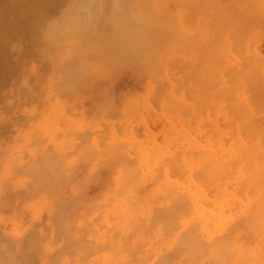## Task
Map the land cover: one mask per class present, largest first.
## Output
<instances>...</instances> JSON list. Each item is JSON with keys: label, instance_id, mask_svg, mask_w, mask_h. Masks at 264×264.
I'll return each mask as SVG.
<instances>
[{"label": "rangeland", "instance_id": "374dc122", "mask_svg": "<svg viewBox=\"0 0 264 264\" xmlns=\"http://www.w3.org/2000/svg\"><path fill=\"white\" fill-rule=\"evenodd\" d=\"M36 1L0 0V264H264V0H114L102 30L65 0L31 34Z\"/></svg>", "mask_w": 264, "mask_h": 264}, {"label": "bare ground", "instance_id": "6f19581e", "mask_svg": "<svg viewBox=\"0 0 264 264\" xmlns=\"http://www.w3.org/2000/svg\"><path fill=\"white\" fill-rule=\"evenodd\" d=\"M28 1H29V0H28ZM42 1H43V0H42ZM47 1H49V2L47 3ZM67 1H68V0H67ZM90 1H91V0H90ZM116 1H118V0H116ZM131 1H132V0H131ZM30 2H32V1H30ZM33 2H34V1H33ZM36 2H37V1H36ZM36 2H35V3H36ZM39 2H40V0H39ZM39 2H37V3H39ZM64 2H65V0H45V1L41 2L42 5H43L42 11H39V9L37 10V7L34 6V8H36V10L39 11V12L37 13L38 16H37V15L34 16V15L32 14L31 18H30V16H29V18H26L23 22L21 21V22H22L21 24H22V25H26V26H27L26 29H27L31 34H35V33H36V30H37V28H38V25H36V22L39 21L40 18H41V19L43 18L44 20L47 21V20H48V19H47V15L50 14V13H48V12L55 11V10H56L57 8H59L60 5H62ZM82 2H83V1H82ZM92 2H93V1H92ZM120 2H121V1H120ZM124 2H126V1H124ZM132 2H133V1H132ZM24 3H25V2H24ZM41 3H40V5H41ZM46 3H47V4H46ZM74 3H76V2H74ZM98 3H99V5L102 6V7H100L101 9H99V13H98L97 15L95 14L97 17L94 16V18L96 17L94 23L96 24V26H97L100 30H102L101 28L105 25V23L108 22L109 20H110V23H111V19H113V16H114V18L117 17V16L120 14L121 10L118 11L117 9H120V8H118L117 6H116L117 9H116V7H113L114 5H112V4L114 3V0H98ZM14 4H16V2H12L11 5H14ZM80 4H81V3L79 2V7L81 6ZM94 4H95V3H94ZM120 4H121V3H120ZM26 5H27V4H26ZM26 5H25V6H26ZM36 5H37V4H36ZM83 5H84V4H83ZM110 5H112L113 8H111V7L109 8ZM134 5H135V4H134ZM72 6H74V5H72ZM86 6H87V5H86ZM145 6H146V5H145ZM19 7H20V6H19ZM92 7H94L93 4H92ZM97 7H98V6H97V4H96V8H97ZM136 7H137V6H136ZM21 8H22V7H21ZM27 8H28V7H27ZM34 8H33V9H34ZM72 8H73V7H72ZM76 8H77V7H76ZM106 8H109V9H106ZM146 8H148V7H146ZM33 9H32V10H33ZM67 9H68V8H67ZM70 9H71V7H70ZM91 9H93V8H91ZM121 9H122V8H121ZM216 9H217V8H216ZM65 10H66V9H65ZM116 10H117L118 12H116ZM146 10H147V9H146ZM259 10H260V9H259ZM69 11H70V10H68V12H69ZM123 11H124V10H123ZM147 11H148V10H147ZM162 11H163V10H162ZM257 11H258V10H257ZM34 12H35V11H34ZM91 12H92V11H91ZM95 12H96V11H95ZM97 12H98V11H97ZM242 12H243V11H242ZM245 12H246V11H245ZM29 13H31V12H29ZM35 13H36V12H35ZM70 13H71V12H70ZM93 13H94V12H93ZM16 14H17V13H16ZM46 14H47V15H46ZM115 14H116V15L118 14V15L116 16ZM33 16H34V17H33ZM67 16H68V15H67ZM119 16H120V15H119ZM138 16H139V15H138ZM49 17H51V14H50ZM91 17H92V14H91ZM38 18H39V20H38ZM81 18H82V17H81ZM92 18H93V17H92ZM43 19H42V20H43ZM58 19H59V18H58ZM88 19H89V18H88ZM119 19H120V18H119ZM15 20H16V19H15ZM76 20H77V19H76ZM90 20H91V19H90ZM113 20H114V19H113ZM155 21H156V20H155ZM230 21H231V20H230ZM39 22H40V21H39ZM42 22H43V21H42ZM82 22H83V21H82ZM88 22H89V21H88ZM44 23L46 24V22H44ZM44 23H43V24H44ZM48 23H49V22H48ZM91 23H92V22H91ZM148 23H149V22H148ZM72 24H73V23H72ZM76 24H77V23H76ZM85 24H86V22H85ZM85 24H84V25H85ZM111 24H112V23H111ZM41 25H42V24H41ZM51 25H52V24H51ZM49 26H50V25H49ZM49 26H48V25L46 26L47 29L49 28ZM73 26H74V25H73ZM82 26H83V25H82ZM112 26H113V24H112ZM43 27H45V25H43ZM104 27H105V26H104ZM104 27H103V29H104ZM120 27H121V26H120ZM173 27H174V26H173ZM94 28H96V27H94ZM143 28H144V27H143ZM175 28H176V27H175ZM82 29H83V28H82ZM82 29H81V30H82ZM127 29H128V28H127ZM170 29H172V27H171ZM173 29H174V28H173ZM109 30H110V29H109ZM150 30H151V29H150ZM44 31H45V30L42 31L43 34H44ZM107 31H108V30H107ZM111 31H112V30H111ZM111 31H110V32H111ZM153 31H154V30H153ZM172 31L174 32V30H172ZM177 31L179 32V30H177ZM46 32H47V31H46ZM93 32H94V31H93ZM100 32H101V31H100ZM100 32H99V33H100ZM114 32H115V31H114ZM42 33H41V34H42ZM91 33H92V32H91ZM97 33H98V31H97ZM104 33H106V32L104 31ZM104 33H103V34H104ZM108 33H109V32H107V35H108ZM175 33H176V31H175ZM93 34H94V33H93ZM103 34H102L101 37H102V39L105 40V38H103V36H104ZM115 34H116V33H115ZM181 34H183V32L180 33V35H181ZM98 35H101V34H98ZM98 35L95 34V36H97V37H98ZM110 35H111V34H110ZM110 35H109V37H110ZM178 35H179V34H178ZM44 36H45V35H44ZM175 36H176V35H175ZM42 37H43V35H42ZM101 37H100V38H101ZM104 37H107V36H104ZM184 37H185V36H184ZM100 38H99V39H100ZM107 38H108V37H107ZM107 38H106V40L109 39V38H108V39H107ZM110 38H111V37H110ZM128 38H129V37H128ZM183 39H184V38H183ZM106 40H105V41H106ZM105 41H104V43H105ZM111 41H112V40H111ZM119 41H120V39H119ZM119 41H118V43H119ZM113 42H114V41H112V43H113ZM116 42H117V41H116ZM130 42H131V41H130ZM172 42H173V41H172ZM174 42H175V41H174ZM109 43H110V42H109ZM112 43H111V45H112ZM113 44H114V43H113ZM178 44H179V43H178ZM182 44H183V43H182ZM114 45H115V44H114ZM175 46H176V45H174V47H175ZM122 64H124V63H122ZM247 117H248V116H247ZM244 119H245V118H244ZM246 121H248V120H245V124H246ZM176 123H177V121H176ZM245 126H247V125H245ZM250 132H251V131H250ZM178 152H179V151H178ZM182 155H183V154H182ZM183 158H184V156H183ZM176 160H177V159H176ZM184 161H185V160H184ZM197 161H198V160H197ZM169 162H170V161H169ZM177 162H178V161H177ZM189 162H191V161L189 160ZM167 163H168V161H167ZM171 163H173V161H172ZM202 163H203V162H202ZM164 164H166V163H164ZM196 165H197V164H196ZM207 165H208V164H207ZM197 166L199 167V165H197ZM251 166H252V165H251ZM251 166H250V167H251ZM174 167H175V166H174ZM253 167H254V166H253ZM176 168H177V167H175V169H173V170H176ZM178 168H179V167H178ZM182 168H183V167H182ZM251 168H252V167H251ZM249 169H250V168H249ZM164 170H165V169H164ZM170 170H171V169H170ZM200 170H201V169H200ZM179 171H181V169H180ZM179 171H177V172H175V173H176L177 175H178L179 173L182 174V175H184L183 172L181 173V172H179ZM197 171H198V170H197ZM247 171H248V170H247ZM170 172H172V171H170ZM188 172H189V171H188ZM199 172H200V171H199ZM205 172H206V171H205ZM209 172H210V170H209ZM250 172H252V171H250ZM175 173H174V174H175ZM207 173H208V172H207ZM168 174H169V173H168ZM180 174H179V175H180ZM204 174H206V173H204ZM174 176H175V175H174ZM184 176H185V175H184ZM184 176H183V178H185ZM194 176H197V175L194 174ZM201 176H202V175H201ZM203 176H204V175H203ZM248 176H250V174H248ZM166 177H167V176H166ZM171 177H173V175H171ZM179 177H181V176H179ZM188 177H189V176H188ZM192 177H193V176H192ZM208 177H209V176H208ZM161 178H162V177H161ZM169 178H170V177H169ZM169 178L167 177V179H169ZM204 178H205V177H204ZM248 178H249V177H248ZM189 179H190V181H192L191 178H189ZM172 180H176V179H174V177H173ZM177 180H178V178H177ZM177 180H176V181H177ZM180 181H181V179H180ZM168 183H169V182H168ZM177 183L180 184L181 182L177 181ZM156 184H157V183H156ZM165 184H166V182H165ZM183 184H184V183H183ZM193 184H194V183H193ZM260 184H261V183H260ZM180 185H182V183H181ZM194 185L196 186V184H194ZM249 185H250V184H249ZM165 186H166V185H165ZM167 186H168V185H167ZM167 186H166V187H167ZM202 186H203V185H202ZM250 186L253 187V185H250ZM163 187H164V186H163ZM171 187H174V186L172 185ZM171 187H170V188H171ZM175 187H176V185H175ZM186 187H187V186H186ZM248 187H249V186H248ZM170 188H169V189H170ZM195 188H196V187H195ZM197 188H199V187L197 186ZM203 188H204V187H203ZM249 188H250V187H249ZM260 188H261V186H260ZM169 189H168V193H167V194H169L168 196H171L170 193H169V191H170L171 194L174 196L175 193H173V192H174L176 189H175V188H174L175 190H173L172 188H171L170 190H169ZM199 189H200V188H199ZM250 189H251V188H250ZM253 189H254V188H252L251 191H252ZM171 190H172V191H171ZM188 190H189V189H188ZM190 190H191V187H190ZM165 192H166V191H165ZM177 192H178V196H175V197L172 196L171 200L168 198V196H167V198L165 197V199H168V201H171V202H173V200H172L173 198L177 199V200H175V203L173 202L174 205H172L171 202L168 204V206H169L170 204L172 205V206L170 207L169 210L166 209V211H167L168 213H171V214H172V213L174 212V213H176V215H177V212H176V211H173V206H174V209L177 208V209L181 210L182 204L184 203V201H183V200L181 201V199H184V196H185V195H183V196H182L183 198H182V197H181V192H180V191H176V193H177ZM244 192H245V191H244ZM183 194H184V191H183ZM254 194H255V193H254ZM262 194H263V193H262ZM202 195H203V194H202ZM254 196H255V195H254ZM177 197H178V198H177ZM191 197H194V196H191ZM246 197H247V196H246ZM250 197H251V196H250ZM239 198H240V197H239ZM257 198H258V197H257ZM185 199H186V197H185ZM185 199H184V200H185ZM198 199L200 200L201 198H198ZM247 199L249 200L248 197H247ZM254 199H255V198H254ZM161 200H162V199H161ZM215 201H216V200H215ZM215 201H214V202H215ZM251 201H253L252 198H251ZM257 201H258V200H257ZM182 202H183V203H182ZM185 202H188V201H185ZM216 202H217V201H216ZM245 202H246V201H245ZM255 202H256V201H255ZM259 202H260V201H259ZM166 203H167V202H166ZM166 203H165V205H166V207H167V204H166ZM195 203H196V202H195ZM241 203H244V202H241ZM251 203H252V202H251ZM184 204L186 205V203H184ZM196 204H197V203H196ZM188 205H189V204H188ZM197 205H198V204H197ZM252 205H253V204H252ZM255 205H256V204H255ZM136 206H137V205H136ZM204 206H205V205H204ZM209 206H210V205H209ZM213 206H214V205H213ZM224 206H225V205H224ZM202 207H203V206H202ZM250 207H252V206H250ZM160 208H162V207H160ZM163 208H165V207H163ZM163 208H162V209H163ZM167 208H168V207H167ZM171 208H172V209H171ZM184 208H185V207H184ZM204 208H207V207H204ZM219 208H220V207H219ZM254 208H255V207H254ZM254 208H253V210H256V209H254ZM177 209H176V210H177ZM189 209H190V207H189ZM208 209H209V208H208ZM248 209H249V208H248ZM171 210H172L173 212H172ZM249 210H250V209H249ZM169 211H171V212H169ZM188 211H189V210H188ZM209 211H210V210H209ZM222 211H223V210H222ZM247 211H248V210H247ZM250 211H251V210H250ZM256 212H257V211H256ZM161 213H162V212H161ZM168 213H167V216H168ZM183 213H184V212H183ZM189 213H190V212H189ZM214 213H216V212H214ZM262 213H263V212H262ZM163 214H164V212H163ZM216 214H217V213H216ZM174 215H175V214H174ZM182 215H183V214H182ZM256 215H257V214H256ZM169 216H170V214H169ZM178 216H179V215H178ZM225 216H226V215H224V217H225ZM253 216H254V215H253ZM163 217H165V216H163ZM179 217H180V216H179ZM179 217H178V218H179ZM262 217H263V216H262ZM248 218H249V217H248ZM251 218H252V217H251ZM141 219H142V218H141ZM164 219H165V218H164ZM252 219H253V218H252ZM259 219H260V218H259ZM261 220H262V219H261ZM261 220H260V221H261ZM263 220H264V219H263ZM171 221H172V219H171ZM133 222H134V221H133ZM188 222H189V221H188ZM258 222H259V221H258ZM262 222H263V221H262ZM166 224H167V223H166ZM252 224H253V223H252ZM171 225H172V224H171ZM190 225H191V223H190ZM261 225H262V224H261ZM172 226H173V225H172ZM256 226H257V225H256ZM179 227H180V226H179ZM252 227H253V226H252ZM262 227H263V226H262ZM174 228H175V227H174ZM236 228H237V227H236ZM257 228H258V227H257ZM189 229H190V228H189ZM258 229H259V228H258ZM262 229H263V228H262ZM262 229H261V230H262ZM173 230H174V229H173ZM191 230H192V229H191ZM193 230H195V229L193 228ZM193 230H192V231H193ZM232 230H233V229H232ZM232 230H231V231H232ZM252 230H254V229H252ZM259 230H260V229H259ZM186 231H187V230H186ZM186 231H182V232H184L183 234H185ZM187 232L189 233V230H188ZM190 232H191V231H190ZM259 232H261V231H259ZM263 232H264V231H263ZM188 233H186V234H188ZM227 233H228V232H227ZM232 233H233V232H232ZM232 233H231V234H232ZM261 233H262V232H261ZM183 234L181 235V237L183 236ZM223 234H224V233H223ZM223 234H222V235H223ZM225 234H226V233H225ZM263 234H264V233H263ZM187 236H188V235H187ZM193 236H194V235H193ZM196 236H197V235H196ZM228 236H230V235H228ZM181 237H179V238L181 239ZM230 237H231V236H230ZM262 237H263V235H262ZM194 238H195V237H194ZM197 238H199V237L197 236ZM213 238H214V237H213ZM183 239H184V238H183ZM190 239H191V238H190ZM219 239H220V241H221L222 238H219ZM231 240H232V239H231ZM162 241H163V240H162ZM176 241H178V240H176ZM186 241H187V240H186ZM197 241L199 242L200 239H198V240L196 239V242H197ZM212 241H213V240H212ZM214 241H215V240H214ZM216 241H217V239H216ZM216 241H215V243H216ZM226 241H228V239H227ZM229 241H230V240H229ZM193 242H195V240H194ZM201 242H202V241H200L199 243H201ZM176 243H177V242H175L174 245H175ZM180 243H181V240L178 242V244L180 245ZM199 243H198V244H199ZM202 243H203V242H202ZM208 243H209V242H208ZM210 243H211V242H210ZM212 243H213V242H212ZM215 243H213L212 245H209V247L212 248V250H213V247H211V246H214ZM181 244H182V243H181ZM217 244H218V242H217ZM204 245H205V244H204ZM176 246H177V245H175L174 247H176ZM180 246H181V245H180ZM188 246H189V245H188ZM215 246H216V245H215ZM215 246H214V248H215ZM195 247H196V246H195ZM205 247H206V246H205ZM171 248H172V247H171ZM172 249H173V248H172ZM178 249H180V247H179ZM193 249H194V248H193ZM191 250H192V249H191ZM201 250H202V249H201ZM215 250H216V249H215ZM229 250H230V249H229ZM229 250H227V251H229ZM175 251H178V250L176 249ZM210 251H211V250H210ZM224 251H225V250H224ZM240 251H241V250H240ZM242 251H243V249H242ZM244 251H245V250H244ZM188 252H189V250H188ZM192 252H193V251H192ZM214 252H215V251H214ZM232 252H233V251H232ZM235 252H236V251H234V253H235ZM247 252H248V251H247ZM215 253H216V252H215ZM179 254H180V253H179ZM183 254H184V253H183ZM183 254H182V255H183ZM243 254H244V253H243ZM177 255H178V254H177ZM236 255H237V254H236ZM178 256H179V255H178ZM178 256H177V257H178ZM190 256H191V255H190ZM180 257H181V256H180ZM173 258H174V257H173ZM164 259H165V258H163V260H164ZM175 259H177V258H175ZM166 261H167V260H166ZM173 261H174V260H173Z\"/></svg>", "mask_w": 264, "mask_h": 264}]
</instances>
